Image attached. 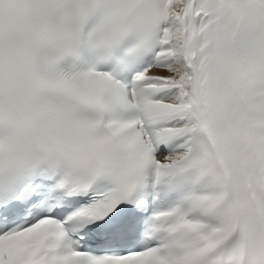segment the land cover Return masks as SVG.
<instances>
[{
	"label": "snow or ice",
	"instance_id": "snow-or-ice-1",
	"mask_svg": "<svg viewBox=\"0 0 264 264\" xmlns=\"http://www.w3.org/2000/svg\"><path fill=\"white\" fill-rule=\"evenodd\" d=\"M0 264H264V0H0Z\"/></svg>",
	"mask_w": 264,
	"mask_h": 264
}]
</instances>
